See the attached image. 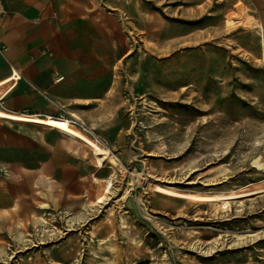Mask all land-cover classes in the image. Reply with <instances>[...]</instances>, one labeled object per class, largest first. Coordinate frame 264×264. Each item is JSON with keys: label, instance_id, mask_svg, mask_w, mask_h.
Listing matches in <instances>:
<instances>
[{"label": "rangeland", "instance_id": "374dc122", "mask_svg": "<svg viewBox=\"0 0 264 264\" xmlns=\"http://www.w3.org/2000/svg\"><path fill=\"white\" fill-rule=\"evenodd\" d=\"M237 3L254 24L229 30L224 18ZM130 16L110 22L119 56L89 70L102 81L111 74L109 92L54 107L107 151L101 168L88 148L53 130L0 120V176L25 208L9 221L0 264H264V65L255 24L264 31V0H139ZM112 171L107 201L87 206ZM133 173L186 193H255L224 200L215 213L156 194Z\"/></svg>", "mask_w": 264, "mask_h": 264}, {"label": "crops", "instance_id": "0c3cea01", "mask_svg": "<svg viewBox=\"0 0 264 264\" xmlns=\"http://www.w3.org/2000/svg\"><path fill=\"white\" fill-rule=\"evenodd\" d=\"M138 1L2 0L0 48L6 51L0 54V109L55 116L57 105L100 100L109 92L111 74L102 81L89 70L106 69L119 56V44L110 40L118 34L110 22L133 14ZM117 47L120 52L113 56ZM58 77L62 79L56 82ZM10 188L0 176L2 251L11 218L25 217L23 194L16 185Z\"/></svg>", "mask_w": 264, "mask_h": 264}, {"label": "bare ground", "instance_id": "6f19581e", "mask_svg": "<svg viewBox=\"0 0 264 264\" xmlns=\"http://www.w3.org/2000/svg\"><path fill=\"white\" fill-rule=\"evenodd\" d=\"M236 5H237L236 14L227 15L224 18L225 19L224 22H225L226 28L229 29V30H232V29L234 30V28H237L236 26H238V25H239V27L242 26V27H245V28L251 27L252 24H254V21H252V19L249 18V16L246 15V10L240 3H237ZM255 24H256V26L259 29V37H260L259 39H260V47H261L260 50H261V53H262L261 62L264 65V31H263V28H262L261 25H259L257 23H255ZM206 62H208V61H206ZM208 69H210V67ZM181 75H182V73H181ZM179 78L181 79V77H179ZM61 79L62 78H59V79H57V81H60ZM175 83H177V82L174 81V84ZM164 91L165 90H163V92ZM230 94H232V93H230ZM205 97H206V95H205ZM169 98L170 97H168V99ZM200 98H202V97H200ZM70 116L72 118H76V116L73 115V114L70 115ZM0 120L6 121V122H9V121L10 122H15L17 124L19 123V124H22V125L29 124V125L39 126V127L43 126V127L47 128V129L53 130L57 135L59 134L61 137H64V138H66L69 141H73V142L76 141V142L82 144L83 146H85L86 148H88L90 150L91 154L93 155V157L95 158L96 167L97 168H101L102 167V164H101V161L103 160L102 157H104L107 154V151L102 147V145L99 142H96L94 140H90L85 134H83L76 127H74L73 123L70 122L66 117H63V116H58L57 117V116H53V115H49V114L45 115V116H41V117L30 116V115H26V114L25 115H20V114H14V113H11V112H6V111L0 109ZM258 164H259V169L264 170L263 163H261V161L259 163V161H258ZM116 167L118 169H121L123 172L125 171L122 168V166L120 164H118V163L116 164ZM131 176L139 179L142 182L141 183L142 185L146 184L148 181H151L152 184H148L149 188H151L152 191L154 193H156V194L159 193L161 195H164L166 197L173 198V199L177 198V199H180V200H187V201H189L191 203L194 202V203H197V204H207V205L210 204V205L213 206V209H214L215 213H218L221 210H224L223 208H221L220 202H222L224 200H228V199L241 198L242 196H248V195H251V194L255 193V192H241V193L238 192L239 194H234L233 193V194H227V195H224V196H222V195H210V194L207 195V194L192 193V192L191 193L190 192L186 193L187 191L186 192L180 191L177 187L165 186V185H162L160 183H157V180H155L153 177H151V176H149L147 174L146 175H143V174L140 175V174H137V173H135V174L133 173V174H131ZM115 177H116V173L112 171L111 175L106 180H104V184L101 186L102 187L101 194L96 196V197H94L93 200L90 203L87 204V206H89V207H91L92 205L98 206V205L104 204L105 201H107L108 196L113 191L112 188H113V182H114V178ZM159 180H161V179H159ZM93 182L97 183L98 182L97 178H93ZM254 185H256V184H254ZM242 189H244V188H242ZM246 189H247V187H246ZM2 252L3 251L0 249V254Z\"/></svg>", "mask_w": 264, "mask_h": 264}, {"label": "built area", "instance_id": "2783aa9c", "mask_svg": "<svg viewBox=\"0 0 264 264\" xmlns=\"http://www.w3.org/2000/svg\"><path fill=\"white\" fill-rule=\"evenodd\" d=\"M4 15H5V11L3 9L2 0H0V18L3 17ZM5 51H6L5 48H0V54H3ZM59 78H62V77H58L57 79Z\"/></svg>", "mask_w": 264, "mask_h": 264}]
</instances>
